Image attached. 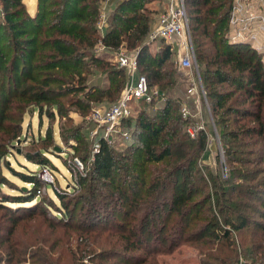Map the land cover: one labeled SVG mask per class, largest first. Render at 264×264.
<instances>
[{"label": "trees", "instance_id": "16d2710c", "mask_svg": "<svg viewBox=\"0 0 264 264\" xmlns=\"http://www.w3.org/2000/svg\"><path fill=\"white\" fill-rule=\"evenodd\" d=\"M1 1L0 129L5 130L0 134V157L3 147L20 136L29 106H37L41 114L46 112L45 104H50L65 115L64 101L79 110H89L92 103L118 101L128 79L126 69L113 58L121 47L138 51L140 72L151 87L164 91L181 79L173 65L177 47L157 37L159 49L152 50L156 40L149 41L158 13L153 3L161 0H114L109 26L103 27L104 0H38L34 12L25 0ZM185 3L227 163L236 161L240 147L255 139L252 143L259 147L252 149V157L240 159L249 166L227 169L222 163L226 173L211 176V187L222 201L215 208L213 190L198 166L209 133L206 126L194 134L188 127L197 121L195 110L185 117L179 97L135 99L131 113L118 124L126 126L127 133L121 137L124 146L111 135L98 134L97 150L80 155L87 172L71 180L69 189L41 177L44 168L54 173L55 165L42 150L34 161L37 169L15 170L32 184L0 199V264L25 262L27 257L30 264H162L157 245L167 241L196 247L199 264H241L242 259L243 264H264L263 53L246 38L232 39L230 17L235 0ZM70 93L74 96L61 100ZM49 134L52 137L51 130ZM60 135L65 142L81 140L83 128L72 127L70 133L61 129ZM28 157L31 160L35 155ZM9 181L1 171L0 158V187ZM43 185L50 186L60 199L61 206L53 201L51 205L61 209L64 220L70 219L65 221L68 229L78 228L75 249L68 244L55 251L60 241L49 243L51 236L36 234L37 230L32 233L33 243L15 235L19 218L7 203L23 210L24 203L38 199ZM101 198L113 204L112 210L101 204ZM39 201L47 203L40 198L37 205ZM79 210L84 217L73 224ZM165 210L169 211L166 222L159 224ZM118 211L126 222L116 220ZM102 215L104 219L99 220ZM221 221L231 228L221 226ZM165 228L169 232L161 235Z\"/></svg>", "mask_w": 264, "mask_h": 264}, {"label": "rangeland", "instance_id": "374dc122", "mask_svg": "<svg viewBox=\"0 0 264 264\" xmlns=\"http://www.w3.org/2000/svg\"><path fill=\"white\" fill-rule=\"evenodd\" d=\"M25 2L29 6L32 12L36 10L38 0H25ZM167 3L168 0H161L157 2L155 1L153 3V6H155L158 10V13H156L155 15L154 22L156 20V17L159 16L160 13L167 10L168 8ZM114 5H115L114 0H104L102 2V12L105 14V17L101 16V20H104L107 26H109L108 18L109 15L112 13ZM250 5L251 7H249ZM185 6L188 11L186 3ZM245 8L248 10H250L249 8H251V10L257 11L256 1L249 0V2L245 3ZM0 15H3V7L1 0H0ZM155 26L156 23H153L152 30ZM190 31H191V26H190ZM150 40L153 41L156 39L151 38L150 36L149 41ZM191 43L195 55L193 67L189 69V71L182 68L178 62V58H176L177 60L173 63V65L175 66V68H177L180 71L182 76H183V72L185 74H187L188 72V75H186V77L190 76L189 79H191V77H194L195 79L198 80L199 79L198 72H199L201 83L199 82V85H197V92H195V94H189L187 92V88L189 85L187 81L189 79L188 80L186 78L184 79V77L174 87H169L168 89H164V92L170 98L173 99H176L178 97L182 98L183 104L182 106L180 105L181 109L183 108L184 105H188L189 109L193 112V110L198 109L196 104L199 106V111L202 113V118L205 121V126L207 127L208 133L210 135L209 136L210 139L208 142L207 149L198 159V163H199L198 166L204 178L208 181L207 184L210 185L211 187L212 186L211 176L216 172H221V175L224 174L223 168L221 166L222 163L226 166L227 169H229V166H235L238 168L245 169L246 166L249 165H246L244 162H241L240 159L248 158L249 156H251L252 154L250 153L252 152V149L254 150L258 148L259 144L252 143L255 139L247 142L246 145H242L240 147L239 149L240 151L239 154L237 155L236 161H233L229 164L227 163V156L225 149L223 148V141L219 132V126L217 125L215 118L212 114L210 102L207 97V93L201 73V66L199 64L192 31H191ZM157 46L158 45L154 44L152 45V48L155 49L157 48ZM126 50L132 51L129 48H126ZM262 53L264 60L263 50ZM152 88H155V86ZM73 96L74 95L70 93L69 95H64L63 97L60 98L61 100H64ZM159 98L161 99V97ZM154 99H156V97ZM195 99L197 103H194ZM114 102H116V99L110 102L105 101V103H92V107L89 110L87 109L79 110L77 106L75 105L73 106L71 104L69 105L64 101L65 103L64 108L66 109L64 113L65 115L60 114L57 106L54 105L51 106L50 104H45L44 109L46 110V112H43L41 114L37 106H33V105L29 106L28 110L23 115L22 132L20 133V136H18L12 143H10L8 145V148H6L5 146L3 147L5 152L4 154H1L0 157L1 171L4 174H6V176L9 178L10 181L8 183H3L1 185L0 199L3 198L4 194H18L19 192H21V188L26 189L31 186L32 183L23 181V179L18 175L17 171L15 170L29 172L30 168L37 169L39 165L36 164L34 161L38 157L40 150H42L44 154H47L48 157L51 158L55 164L54 166H52V170L54 171V173L51 172L50 169H47L48 172L50 173L49 175L50 181L54 180L55 185L60 187L62 186L65 189H69L71 185L70 182L71 180H74L75 178H78L80 174H85V172H87V167H86L87 165L85 161L81 159L80 155L81 154L87 155L90 153L92 154L95 149L97 138L99 136L98 134L105 132L104 129H100V128L98 129L97 132H95L96 123L93 121L92 118L93 111L97 107L109 105ZM10 110L13 111V109ZM152 111H154L153 108ZM13 119L15 120L16 118L14 117ZM243 120L249 122V119H243ZM193 124L194 123L192 124L189 123L188 127L192 126ZM75 126H79L83 128V136H81L82 137L80 138L81 140L72 139L70 140V142H65L60 135L61 129L63 131H67L68 133H70L72 127ZM118 126L120 127L121 125ZM119 127H116L112 131L111 136L115 138L116 142L119 143V145L124 146L121 137L125 136V134L127 133L126 131L124 132L123 130L124 128H126V126L122 125L121 129ZM4 130L3 128L0 129V134L3 133ZM50 130L52 131V137H50L49 134ZM252 138H256V137H252ZM75 147L77 148V150H75ZM68 150L74 152V154L73 153L69 154ZM219 152H221L220 155H218ZM29 153L35 155L34 159L31 160L29 159L28 157ZM62 156H64L65 159H63ZM8 164H10V166H12L14 170L13 169L11 170ZM68 165L73 167L74 170L73 172L70 171ZM224 165L223 167H225ZM185 171L186 169H184L182 173L185 174ZM236 179L237 177H235V180ZM197 182L200 183L201 181L197 180ZM211 190H213L212 193L213 206H215L216 208L217 207L216 205L218 203H221L222 201L218 199L217 194L215 193V190L212 187ZM219 195L222 194L219 193ZM37 198H38L37 200L43 198V200L47 202L46 205L45 204L43 205L41 201H39L37 205L36 204L37 200H36V201L24 203L26 205L25 209L20 210L17 207L18 204L11 202L7 203L9 206H12L13 209H15L13 212L15 213L17 212L18 214L19 219L17 221L18 223L16 224L17 227L15 228L14 231L15 235L21 236V238L24 240L28 238V240H30V242L33 243L34 237L32 233L37 230L39 233L36 234L41 235L43 233H47L51 236L49 243L54 242L56 239L60 241L55 251L62 248L66 249L68 244L75 249L77 245L76 234L79 232L78 228L75 225H73V229L72 228L68 229L69 226L65 225V221H69L70 219L64 220V217H61L62 215L61 209L59 207H55L51 205L53 201L56 202V206H61V201L56 196L53 189L50 186L48 187L44 185L41 186L39 189V196ZM250 201H252L255 204H258L260 202L258 201V199H252ZM100 202L103 206H106L108 210L110 209L112 210L113 204L107 203L103 199ZM207 206L208 205H206L205 208H207ZM81 214L82 212L79 210L78 212L79 217L77 216V218L74 219L73 224L78 223L79 220L78 218L84 217V214L82 215ZM167 214H169V211L165 210L163 215L158 219L159 224H163L164 222H166L164 220H166ZM122 216L123 215L121 214V212L118 211V216L116 217V220L121 219L124 220V222H126L125 219H122L123 218ZM103 219H104V215H102L99 220H103ZM194 219L192 220L195 221ZM5 220L8 221V217H6ZM53 223L54 226L51 225ZM222 224H224V221H221V226ZM224 225L229 227L227 224ZM109 228L111 227L109 226ZM167 232H169V228H165V231L163 233L161 232V235H166ZM235 233L236 231H233V234ZM5 235H6L5 232L1 233L2 237H4ZM36 246L38 247L40 246V244H37ZM157 246H160L159 248H161L158 252V258L160 259L162 264H199V251L193 245H190L188 243L175 245V243L173 244L172 241H167V243L162 245L158 244ZM98 250L100 251V249ZM243 263L245 262L242 259L241 264ZM4 264H10V262L8 260H5ZM17 264H30V259L27 257V260L25 262H19ZM238 264H240V262Z\"/></svg>", "mask_w": 264, "mask_h": 264}, {"label": "built area", "instance_id": "2783aa9c", "mask_svg": "<svg viewBox=\"0 0 264 264\" xmlns=\"http://www.w3.org/2000/svg\"><path fill=\"white\" fill-rule=\"evenodd\" d=\"M258 1L260 10L254 12L245 8V3L249 0H235L230 17V34L233 40L246 38L256 49L264 52V1ZM167 6V10L157 17L156 26L151 30L150 36L151 38L161 37L177 45L180 66L191 69L194 65L195 55L191 43L190 17L185 2L184 0H168ZM103 16L105 17V14L102 12ZM105 24L106 22L101 20L100 26L103 27ZM114 56L116 62L126 69L128 79L118 101L108 106L97 107L93 111L92 118L96 123L95 132L99 128L104 129L105 136L111 135L112 131L120 124L121 119L131 113L130 104L133 100L153 101L155 97H161L162 100L169 98L164 91L156 87L152 88L146 74L140 72L138 51L132 52L121 47L115 51ZM198 77L199 81L194 77L188 80L187 92L189 94L197 92V85L199 82L201 83L199 72ZM194 103H197L196 99ZM196 106L198 109L194 111V115L197 117V121L189 128L192 134L200 128H205L202 113L199 111V106L197 104ZM182 111L185 117L192 115L188 105H184ZM96 146L97 144L95 150H97ZM223 171L226 173L225 167H223ZM40 174L44 179L50 181V173L46 168Z\"/></svg>", "mask_w": 264, "mask_h": 264}, {"label": "crops", "instance_id": "0c3cea01", "mask_svg": "<svg viewBox=\"0 0 264 264\" xmlns=\"http://www.w3.org/2000/svg\"><path fill=\"white\" fill-rule=\"evenodd\" d=\"M256 1V7H257V11L256 10H252V11H254V12H258L259 10H260V4H259V1L258 0H255ZM251 7V6H250ZM250 10H251V8H250ZM111 13V12H110ZM158 17V16H157ZM157 17H156V20H155V22H153V23H156V21H157ZM158 39H156V41H154L153 43L155 44V45H158L157 46V48H155V50H157V49H159V42L157 41ZM166 41V40H165ZM167 43H169V44H172L173 46H176L177 47V45H175L174 43H170V42H168V41H166ZM154 44H152V45H154ZM152 50H154V48H152ZM179 57V53H178V47H177V58ZM113 58H115V56H114V54H113ZM184 69H186V70H188L189 71V69L188 68H184ZM186 75H188V72H187V74H185L184 72H183V76H182V74H181V79H180V81L182 80V78L184 77V79L186 78L187 80L189 79V77H186ZM188 82V81H187Z\"/></svg>", "mask_w": 264, "mask_h": 264}]
</instances>
